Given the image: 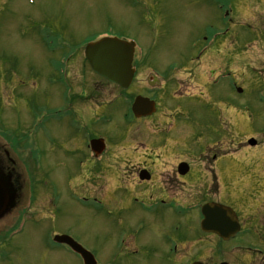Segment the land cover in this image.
Instances as JSON below:
<instances>
[{"label":"flooded vegetation","instance_id":"1","mask_svg":"<svg viewBox=\"0 0 264 264\" xmlns=\"http://www.w3.org/2000/svg\"><path fill=\"white\" fill-rule=\"evenodd\" d=\"M212 23L208 21L205 46L202 42L192 46L191 63L169 64L154 72L133 61V79L126 90L94 74L84 58L90 74H83L89 80L79 87L73 85L71 68L60 69L63 78H71L64 81L67 94L54 95L51 86L48 105L78 122L80 134L49 157L50 163L57 164L64 158L67 165L62 169L72 174L59 175L52 166L46 198L32 193L33 174L42 167H34L36 142L24 137L32 119L24 114L18 121L10 106L12 100L26 110L29 105L36 107L35 96L29 98L24 91L17 64L8 71L4 64L0 67V136L10 151L22 152L19 160L3 152L7 158L2 161L3 173L16 179L26 170L24 179L30 180V198L23 194V204L17 206L18 210L28 206L27 210L15 221L26 224L37 199L42 200L35 212L47 208L44 201L52 207V192L78 194L86 204L78 228L81 239L70 233L67 213L47 208L53 218L45 246L69 254L58 257L59 264L85 262L68 246L56 244L55 236L72 238L90 253L86 260L93 264H264V97L254 102L256 109L241 98V88L229 74L234 51L229 22L217 20V28L223 29L219 32L210 31ZM78 55L67 59L72 63ZM137 96L153 101L155 111L135 116L131 105ZM102 120L108 121L104 128ZM247 125L260 136L259 141L234 146L232 134L245 132ZM53 128L58 132L51 128L48 134L55 138L62 128L65 131V125ZM8 164L18 165L15 176ZM89 203L95 207H88ZM209 203L235 214L238 230L228 240L198 229L194 219L201 206Z\"/></svg>","mask_w":264,"mask_h":264},{"label":"rangeland","instance_id":"2","mask_svg":"<svg viewBox=\"0 0 264 264\" xmlns=\"http://www.w3.org/2000/svg\"><path fill=\"white\" fill-rule=\"evenodd\" d=\"M224 10L237 54L230 56L229 63L236 65L234 75L242 72V78L246 79L244 86L249 87L241 98H248L250 107L256 109L254 102L264 96L256 93L258 89L254 86L260 80V85H264V0H0V67L4 64L8 71L16 61L24 81L23 89L29 98L35 96L36 107L29 105L28 110L20 102L15 105L10 101L18 121L24 114L32 119L24 137L29 141L31 136L36 142L34 167L42 166L33 174V195L43 194L46 198L49 194L48 173L52 166L59 175L72 174L62 169L67 165L64 158L59 164L48 160L80 134L78 122L55 113V108L48 105L51 86L54 95L61 94L63 98L67 94L64 81L71 78H63L60 69H72L73 85L77 87L83 80H89V75L84 78V71L90 72L81 53L72 63L68 57L87 42L105 35L135 42L138 51H142L140 66L154 72L165 69V65L184 64L193 56V44L209 39L208 21L213 20V30H217L215 22ZM233 32L240 33L241 37H234ZM61 59H66L63 66L59 65ZM186 80L183 75V81ZM59 124L65 125V131L62 128L56 138L49 135L51 128L52 132H58L53 126ZM101 125L103 128L106 125L104 120ZM250 136H255L250 127L245 132L233 133L232 144L244 143ZM50 195L53 205L44 201L45 206L67 213L70 233L81 239L78 228L86 204L78 194L52 192ZM40 200L37 199L28 213L24 229L12 239L1 241L0 264H59L58 257L69 255L59 248L45 246L50 234L48 223L53 217L47 208L35 212Z\"/></svg>","mask_w":264,"mask_h":264},{"label":"water","instance_id":"3","mask_svg":"<svg viewBox=\"0 0 264 264\" xmlns=\"http://www.w3.org/2000/svg\"><path fill=\"white\" fill-rule=\"evenodd\" d=\"M132 52L133 48L131 44L115 39H103L97 43L87 45L85 48V57L95 73L125 89L129 86L133 73L130 67ZM152 105V102L138 97L133 104L132 110L133 112L152 111ZM0 173L1 219L6 215V211L15 207V199L19 196L20 190L19 188L15 190L14 187L9 184V181L8 183H2L1 180H4L3 178H5V176L1 171ZM8 187L10 188L9 191L7 190ZM202 215L203 221L201 228L203 231H208L209 227L214 225L217 228L216 232L222 236L226 235L225 238H228V234L234 230L235 223L229 219V214L227 211H224L223 207L218 205H206L202 208ZM59 239L60 242L71 244V247L82 256H88L78 245L70 242L68 238L62 237Z\"/></svg>","mask_w":264,"mask_h":264},{"label":"bare ground","instance_id":"4","mask_svg":"<svg viewBox=\"0 0 264 264\" xmlns=\"http://www.w3.org/2000/svg\"><path fill=\"white\" fill-rule=\"evenodd\" d=\"M15 1H20V0H15ZM226 15H227V12H225V10L223 11V14H222V19H223V21L226 19ZM221 30H223V29H221ZM208 34V33H207ZM231 48H233V47H231ZM232 95L233 96H237V93H235V92H233L232 93ZM242 95V94H241ZM118 103H120V101H118ZM132 108H133V106L131 105V111L133 112V110H132ZM128 110V107H126L123 111H127ZM105 121V123H107L108 121L107 120H104ZM10 146V145H9ZM6 148V146H4L3 144H2V146L0 147V151H3L4 149ZM7 149H8V147H7ZM16 149V148H15ZM7 154H8V156L9 157H7V158H10V159H14V158H16V159H18L19 160V158H18V156L15 154L16 153V151L15 150H13V149H11V151H10V153H9V151L8 152H6ZM15 154V155H14ZM7 158H5V157H3V156H0V165L2 164V161L3 160H6ZM8 162V161H7ZM8 167H9V170H11L12 171V175L13 176H15V173H16V171H17V169H18V166L15 164L14 166H12L11 164L9 165H7ZM11 166V167H10ZM25 170V169H24ZM23 170V171H24ZM26 171V170H25ZM1 176V175H0ZM4 180H1V182L3 183V182H6V183H8V181H9V184L11 185V182H15L16 181V184H17V186H19L20 188H21V190H22V194L21 195H23V194H25V192H26V190H27V187H28V181H25V180H23L22 178H20V179H18L17 177H16V179H13V177H11V179L10 178H3ZM16 189H17V187H16ZM7 190L9 191L10 190V188L8 187L7 188ZM8 197H9V195H8ZM23 198V200L25 199V196H18V199L19 200H21ZM18 200V201H19ZM23 204V201H19V204ZM19 204L17 205V206H19ZM6 211V210H5ZM5 213V212H4ZM6 215V218L8 219V220H10L11 222H13L14 221V216H13V209H11V210H8V211H6V213H5ZM25 225V224H24ZM24 225H23V227L22 228H24ZM23 230V229H22Z\"/></svg>","mask_w":264,"mask_h":264}]
</instances>
